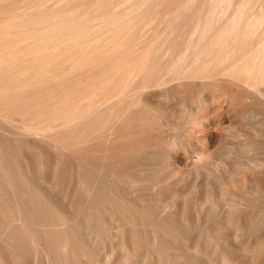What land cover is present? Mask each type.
Segmentation results:
<instances>
[{"label":"bare ground","instance_id":"bare-ground-1","mask_svg":"<svg viewBox=\"0 0 264 264\" xmlns=\"http://www.w3.org/2000/svg\"><path fill=\"white\" fill-rule=\"evenodd\" d=\"M263 103L264 0H0L2 250L16 258L29 247L46 264H74L81 233L104 210L95 192L117 206L116 192L165 191L154 180L203 157L198 143L214 138L213 120L240 128L237 118ZM251 123L243 129L263 139L264 123ZM243 143L240 184L252 178V192H264L262 143L254 160L255 145ZM39 192H89L81 221L47 233L42 220L66 221L56 198ZM152 234L154 244L162 233Z\"/></svg>","mask_w":264,"mask_h":264},{"label":"rangeland","instance_id":"rangeland-1","mask_svg":"<svg viewBox=\"0 0 264 264\" xmlns=\"http://www.w3.org/2000/svg\"><path fill=\"white\" fill-rule=\"evenodd\" d=\"M251 111L247 116L244 114L237 118V124H240V128L231 126L227 122H222V124L221 121L223 120L221 118V121L218 118L213 120L211 122L212 127L218 129L214 133V138L208 142L207 137L204 136L198 143L202 149L203 157L194 164L192 160L188 161L185 167L180 163L176 164L175 169L180 170L177 175L168 177V179L164 178V180L163 178L154 180L157 184L160 181L158 185H165V191L116 192L120 198L117 206L115 205L116 202L112 201L113 198L109 197L110 192H92L97 196L95 203L102 206L104 210L106 209V211L102 209V212H107V214H103L96 209L94 215H98L97 217L100 220L95 216L96 219H93L95 224H93L100 227H94L95 229H92L90 235H87L91 240L87 239V236L85 237L86 233L85 235L81 233V242L78 245L80 250L77 249L79 255L75 258L74 264H264V225L260 224L261 221L264 223V192H252L257 183L255 179H247L245 188L244 185L240 184V171L246 166L243 157L248 154L243 149V142L248 140L255 145L249 151L251 153L250 158H253V160L256 156V148L261 143V147L264 148V138L257 137L252 129H243L246 120L252 122V128L258 126V120L264 123V103L252 106ZM253 113L256 116L258 115L257 120L255 117L251 119ZM263 148L262 151L264 152ZM229 150L236 151V160L229 159L227 162L220 163L221 161L217 159H220ZM224 169L233 171L226 177L221 176L220 173H215L216 171H224ZM210 170L213 172L210 173ZM206 186L212 187L213 190L207 191L208 187ZM227 186L233 188H229L231 189L229 190L226 188ZM41 194L56 198L55 203L58 202L56 204L63 212L62 215L66 221L64 226L59 225V227L49 226L47 225L48 220H42L46 224L42 228L47 233L49 231V233H54V230H60L62 227L74 223V219L76 222V217L79 218L77 221H81L80 213L84 209V204L81 203H83L82 201L89 192H42ZM217 196L224 199L219 198V201ZM101 200L107 202L108 205L105 206ZM222 203L225 206L221 205ZM195 204L201 205H198V207ZM132 205L134 207H131ZM217 205H220L219 207L224 206L225 209L228 205L229 210H231L229 207L231 206V213L234 210L233 215L229 213L221 216L219 214L221 209L219 210L216 207ZM100 209L101 207H98V210ZM137 209L143 210V213L147 212L148 217H141V213L139 215ZM163 209L168 212L166 213ZM135 215L139 217L136 218ZM163 215L165 217L169 215L172 218L166 219L163 218ZM225 216L227 217L223 219ZM148 218L149 222L147 221ZM1 219L3 220V218ZM143 219H146V222ZM164 219L169 220L170 224ZM171 219L172 223H175L174 225L171 223ZM2 220L0 232L3 231L2 227L4 226ZM150 222H152L151 225ZM156 225L157 228L160 227V229L158 228L159 231ZM163 228L166 229L165 232L167 233H164ZM98 229L99 231H97ZM155 231L158 233H155ZM152 233L158 236L162 233L161 237L159 236L160 238L157 239L158 241L161 240L159 241L160 244L158 241H156L158 243L155 242L158 246L154 245L155 243L153 244ZM41 234V237L44 238V232ZM0 241L2 242L1 238ZM22 243L23 248L28 247L26 246L28 245L27 242L23 243L24 245ZM161 244L163 248L160 246ZM155 246L158 247V250ZM2 248V244H0V262L2 264L45 263L43 258L44 261L40 258V260L36 259L37 256L29 247L24 251H21V248L17 249L19 251L15 250L14 253L18 254L17 259L13 257L11 250L4 251ZM51 255L56 256L57 254L51 251ZM71 261V259H68L66 263L71 264Z\"/></svg>","mask_w":264,"mask_h":264}]
</instances>
